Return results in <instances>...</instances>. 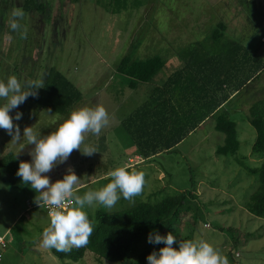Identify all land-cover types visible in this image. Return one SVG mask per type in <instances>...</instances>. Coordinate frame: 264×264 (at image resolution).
I'll return each instance as SVG.
<instances>
[{
  "label": "rangeland",
  "instance_id": "rangeland-1",
  "mask_svg": "<svg viewBox=\"0 0 264 264\" xmlns=\"http://www.w3.org/2000/svg\"><path fill=\"white\" fill-rule=\"evenodd\" d=\"M46 1L51 2L50 11L53 9L51 20L47 12H34L25 13L19 21L27 29L26 39L10 30L0 34V81H7L9 75L20 80L21 76L36 72L42 77L48 66L56 67L83 92V99L72 110L102 104L110 122L99 136L85 134L81 150L90 145L98 152L87 156L79 149L73 150L65 162L56 164L45 175L51 182L55 176L63 179L71 167L80 178L74 187L83 195L109 183L110 178L104 175L116 166L126 164L129 169L144 173L143 191L134 202L121 197L111 210L103 206L85 208L93 226L99 210L116 212L139 201L155 203L194 186L198 197L183 208L190 212L184 214L180 224L179 240H206L228 258L229 264H264V219L251 214L245 205L257 177L236 160L243 158L251 167L262 163L252 150L257 132L248 116L249 107L264 98V72L219 110L226 111L237 123L241 142L237 155L216 153L225 135L215 128V114L171 151L133 165L129 157L136 154L135 139L121 126V121L148 98L149 85L133 89L129 86L133 77L118 71L127 65L122 63L125 57L133 63L161 56L166 66L155 81L162 83L168 70L180 66L184 51L192 44L206 42L220 21L228 29L217 49L233 40L264 57V0H139L137 6L130 4L134 0H128L129 6L122 10L116 0ZM21 5L22 0H14L11 9ZM71 111L61 115L26 99L10 112L13 118L17 112L22 113L19 121L14 119L22 138L19 143L12 142V137L0 129V158L13 152L29 162L34 146L23 138V129L32 127L39 136L48 135ZM117 121L119 125L115 127ZM36 195L30 185L14 186L0 180V236L6 239V246H0V264H138L146 242L136 246L127 262L99 258L90 250L84 258L72 261L57 257L53 249L41 247L39 241L50 218L46 209L34 202ZM194 213L198 216L195 226ZM206 223L212 226L208 228ZM220 226L237 227L242 236L247 232L261 236L233 247V233L220 230ZM231 247L240 257L229 254Z\"/></svg>",
  "mask_w": 264,
  "mask_h": 264
},
{
  "label": "trees",
  "instance_id": "trees-1",
  "mask_svg": "<svg viewBox=\"0 0 264 264\" xmlns=\"http://www.w3.org/2000/svg\"><path fill=\"white\" fill-rule=\"evenodd\" d=\"M73 1L77 0H71ZM50 3L46 0H22L21 8L26 14L47 12L51 20L53 9L50 11ZM115 3L119 10L129 6L128 0H116ZM130 4L137 6L140 1L134 0ZM11 7H14V0H0V34L13 31L9 26L12 19L9 14ZM227 29L228 25L220 21L206 42L190 45L183 53L180 66L168 70L165 79H161L162 83L155 81V77L166 66L161 56L133 63L129 62V57L123 59L122 63L127 65L125 68L119 67L118 71L122 70V73L133 77L129 86L136 89L141 84L149 85L148 98L121 121V126L135 139V155L147 160L171 151L215 114V128L225 135L224 143L218 146L216 153L221 156L238 154L241 142L237 123L226 111L219 110L263 74L264 57L233 40L217 49ZM28 74L21 76V81L19 80L24 91L32 90L24 87L27 81H39L43 85L36 90V96L30 95L27 98L39 108L66 115L83 99V92L75 82L56 67L48 66L42 77L40 72ZM248 119L257 132L252 150L262 159V163L258 167H251L245 164L243 158L236 160L249 174L257 177L256 186L245 205L251 214L264 219V98L249 107ZM19 163V157L13 152L0 158V180L14 186L23 185L21 177L16 175ZM197 197V189L193 186L191 189L169 194L155 203L139 201L132 207L116 212L99 210L86 246L73 248L67 253L53 249V253L61 259L78 261L90 250L99 258L127 262L132 258L136 246L146 242L139 254L138 264H148L147 257L166 246L163 243H149V234L158 232L166 236L171 232L177 241L173 247L178 248L180 224L184 214L190 212L189 208H183ZM192 221L194 226L197 225L196 213L192 215ZM211 226L206 223V227ZM219 229H227L233 233V247L261 236L254 232H247L242 236V230L234 226H220ZM229 254L234 258L240 257L232 247Z\"/></svg>",
  "mask_w": 264,
  "mask_h": 264
},
{
  "label": "clouds",
  "instance_id": "clouds-1",
  "mask_svg": "<svg viewBox=\"0 0 264 264\" xmlns=\"http://www.w3.org/2000/svg\"><path fill=\"white\" fill-rule=\"evenodd\" d=\"M21 7L12 9L9 21L10 28L22 39L27 38V29L19 22L24 18ZM24 87L32 89L24 91L21 82L15 75L9 76L7 81H0V129H4L12 137V142L19 143L21 130L14 119L19 121L22 113L15 117L11 110L23 104L26 99L36 96V90L43 87L39 81H27ZM110 116L102 104L95 107H81L71 111L55 131L48 135L39 136L32 127L23 129V138L29 145H33L29 155L31 162L20 161L16 173L25 185H30L37 195L34 202L39 208H47L50 224L44 228L39 245L45 249H55L57 252H71L73 248H81L89 243L93 233V225L85 208L103 206L111 210L121 197L129 202L140 195L145 185L142 171L129 169L125 164L116 166L107 173L110 182L95 190H88L83 195L77 193L74 187L79 177L69 167L63 179L51 182L49 173L58 163L65 162L73 152L79 149L82 154L91 156L98 152L94 146L86 145L81 150L85 134L99 136L102 129L108 126ZM149 243L166 246L153 251L148 257V264H229L228 258L210 242L199 239H180L179 247H173L176 237L170 232L166 236L158 232L150 233Z\"/></svg>",
  "mask_w": 264,
  "mask_h": 264
},
{
  "label": "built area",
  "instance_id": "built-area-1",
  "mask_svg": "<svg viewBox=\"0 0 264 264\" xmlns=\"http://www.w3.org/2000/svg\"><path fill=\"white\" fill-rule=\"evenodd\" d=\"M263 40H264V37H263ZM144 159H142V156L140 155H135L133 157H130L129 161L131 164L135 165V164H138L140 162H142ZM46 211H47V214H48V210L47 208H45ZM0 246L1 247H5L6 246V239H5V236H0ZM0 257H1V252H0Z\"/></svg>",
  "mask_w": 264,
  "mask_h": 264
},
{
  "label": "crops",
  "instance_id": "crops-1",
  "mask_svg": "<svg viewBox=\"0 0 264 264\" xmlns=\"http://www.w3.org/2000/svg\"><path fill=\"white\" fill-rule=\"evenodd\" d=\"M263 42H264V41H263ZM12 61H13V60H12ZM12 65H13V64H11V66H12ZM20 81H21V80H20ZM115 123H117V124H115V125H116L115 127H118L119 122L117 121V122H115ZM31 159H32L31 156H29V159H28L29 162H31ZM129 159H130V157H129ZM142 159H144V158H142ZM144 160H145V159H144ZM144 160H143L142 162H144ZM20 161H24L23 158L20 159ZM142 162H140V163H142ZM108 172H109V171H108ZM108 172H107V173H108ZM107 173H106L104 176H107ZM99 176H100V178H101V176L103 177V174H101V175H99ZM53 179H54V180H53V183H54L55 181L59 180L57 176H55V178H53ZM82 185H85V183H83ZM82 185H81V186H82ZM76 188H77V187H76Z\"/></svg>",
  "mask_w": 264,
  "mask_h": 264
}]
</instances>
